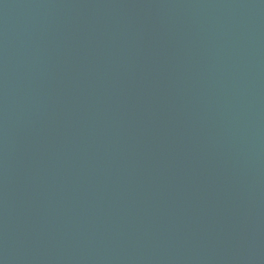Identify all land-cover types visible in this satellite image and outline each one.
<instances>
[{"label":"water","instance_id":"obj_1","mask_svg":"<svg viewBox=\"0 0 264 264\" xmlns=\"http://www.w3.org/2000/svg\"><path fill=\"white\" fill-rule=\"evenodd\" d=\"M0 264H264V0H0Z\"/></svg>","mask_w":264,"mask_h":264}]
</instances>
